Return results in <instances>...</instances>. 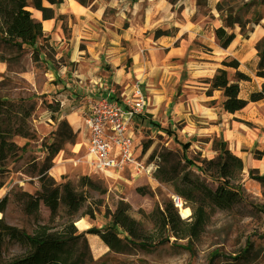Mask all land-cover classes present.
Instances as JSON below:
<instances>
[{
	"label": "crops",
	"instance_id": "0c3cea01",
	"mask_svg": "<svg viewBox=\"0 0 264 264\" xmlns=\"http://www.w3.org/2000/svg\"><path fill=\"white\" fill-rule=\"evenodd\" d=\"M219 1L198 5L197 0H107L87 6L75 0L42 2L54 12L47 20L38 10L33 16L41 21L43 36L53 49V58L44 57L45 75L54 91L71 98L96 81L128 94L130 82L138 80L147 95L142 124L157 118L172 129L181 125L179 135L185 142L196 139L207 158L215 153L213 140L221 139L237 152L243 169L252 167L262 175L264 155L257 159L253 151L264 148V97L257 101L249 97L264 86V78L255 75L259 61L255 44L264 35V6L258 7L262 18L247 36L240 34L238 24L225 27L234 37L223 48L214 33L223 25L216 9ZM63 18L68 21L67 37ZM158 29L167 33L156 35ZM226 58L238 61L237 68H226L231 81L236 71L250 77L238 82V96L248 103L233 113L221 109V90L207 93V79Z\"/></svg>",
	"mask_w": 264,
	"mask_h": 264
},
{
	"label": "rangeland",
	"instance_id": "374dc122",
	"mask_svg": "<svg viewBox=\"0 0 264 264\" xmlns=\"http://www.w3.org/2000/svg\"><path fill=\"white\" fill-rule=\"evenodd\" d=\"M94 1L107 0H90L89 5ZM42 2L49 3L47 0ZM95 5L96 3L93 8ZM29 10L33 17L35 9L30 5ZM63 32L64 36H69L67 18H63ZM36 44L42 45L37 56L31 47L22 50L16 60L13 56L15 53L4 51V57L10 62L3 63L5 68L0 71V81L3 80L4 83L0 85V96L6 95L14 103L21 100L25 109L32 108L25 120L27 136L15 135L12 138L23 147L20 157L13 161L9 159L6 162L7 170L0 172V181L3 182L0 187V198L8 196L6 208L3 213L0 212V217L3 216L6 223L22 228L30 235L41 224L49 225L53 229L63 227L66 214L62 208L56 215L50 217L49 210L40 203L38 213L25 214L22 210V201L17 195L21 191L33 194L39 188L37 170L43 165L47 146L52 142L58 144L62 140L60 149L52 158V166L47 170L48 175L58 183L68 180L74 185H77L81 176L87 175L100 185L98 190L80 188L87 194L83 206L73 216L77 232L84 233L87 241L86 244L80 241L77 246L75 254L81 261L80 264H264V184L250 178L248 168L242 170L238 179L245 200L229 209H215L198 241L192 243L186 240L174 241V237L171 236L167 243L159 246L141 247L122 243L110 249L99 236L87 233L90 228H101L106 225L108 218L105 211H113L117 201L121 199L129 203L131 215L141 220L146 229H150L151 222L142 214L151 212L156 206L161 207L162 202L167 199L176 204L173 199L177 195L168 183L160 182L154 176L142 175L133 181H127L123 179L125 177H110L90 169L83 156L84 134L75 147L81 130L74 128L69 115L72 113L74 118H77L76 116H79L77 112L67 107H59L58 112L54 114L47 107L58 93L53 90L45 75L47 66L44 57L53 58V49L48 39L37 40ZM62 121H66L67 126L62 124ZM168 125L170 124L157 118L145 119L140 131L137 132L139 143L137 148L141 154L145 151L146 156L147 154L158 156L160 163L164 157L182 159L184 152L181 143L185 142V139L179 135L181 125L174 128V136H168L158 127ZM188 143L190 146L185 153L189 158L196 157L198 152L201 154L200 158L206 157L203 145L196 139L192 138ZM145 145L148 146L143 150ZM191 170L209 187H216V181L206 179L195 167ZM137 187H142L146 192L138 193ZM179 199L181 204H184L180 197ZM86 211H90L92 216L83 215ZM178 213L180 215L179 205ZM78 219L83 220L86 228L81 229L76 225ZM246 246L249 250L247 254L242 255ZM29 249L28 243L6 238L0 264H28Z\"/></svg>",
	"mask_w": 264,
	"mask_h": 264
},
{
	"label": "trees",
	"instance_id": "16d2710c",
	"mask_svg": "<svg viewBox=\"0 0 264 264\" xmlns=\"http://www.w3.org/2000/svg\"><path fill=\"white\" fill-rule=\"evenodd\" d=\"M50 4L59 3L61 0H47ZM83 6L89 5L90 0H75ZM205 0H197L198 5L204 4ZM40 11L42 20L54 17L51 8L44 7L42 0H0V62L9 64L10 60L4 57V51L14 54L15 60L19 53L26 47H31L35 56L39 55L42 45H37V40H46L43 36L42 23L32 17L29 6ZM259 6H264V0H221L216 3L217 11L223 16V25L214 29L218 44L225 48L232 41L233 33H227L225 27L233 28L238 24L240 34L247 36L252 29V24H256L262 18V13L258 11ZM156 35L166 34L167 31L158 29ZM255 48L259 61L255 70V75L264 78V35L256 42ZM222 66L217 68L209 83L207 93L213 90H221L223 99L220 103L221 109L233 113L242 109L248 100L238 96L241 80H249L250 77L242 72L236 71L234 80L228 76L227 67H238V61L233 58H226L222 61ZM4 84L3 80L0 85ZM264 97V86L260 91L252 92L249 101H257ZM53 103V104H52ZM213 104V102H210ZM47 107L51 113H57L59 102L51 101ZM32 108L25 109L23 101L14 103L6 95L0 96V172L7 170L6 162L20 157L23 150L13 137L15 135L26 137L25 120L30 115ZM62 124L67 126L66 121ZM165 131L168 136H174L175 131L170 125L167 127L158 126ZM60 142H52L47 146V155L43 165L37 170L39 188L30 194L26 191L18 193V198L22 201V210L25 214H36L39 212V205L42 203L50 213V217L57 214L59 209H63L66 214V222L63 227L53 229L49 225H38L32 235L27 234L22 228L10 225L5 222L3 216L0 217V260L2 258V247L4 240H16L20 243L30 245L28 264H80L81 261L75 254L79 242L86 244L84 233H78L74 226L73 216L83 206L87 194L83 189H100V185L95 183L87 175L79 178L77 185L70 181L56 182L47 170L52 166V158L60 149ZM145 145L143 150H146ZM190 143L182 142L181 147L184 152L182 161L174 158H163L149 155L155 158L156 168L153 176L160 182L168 183L177 197L184 202L183 206L190 208V215L183 219L178 213V208L172 200L167 199L162 202V206H156L151 212L142 216L151 222V228L146 229L141 220L131 215V207L124 200H119L113 211L106 210L105 216L108 223L101 228H90L87 233H92L103 241L110 249L116 248L119 244H132L141 247L159 246L167 243L171 236L174 241L186 240L189 243L198 241L209 221L211 213L215 209H229L237 203L244 201L243 191L238 182L243 170L242 159L234 154L221 139H214L212 150L217 151L211 158H200V152L196 157L189 158L185 151ZM255 158L264 155L263 150L253 151ZM195 167L199 174L206 179H213L217 182L215 188L209 187L206 182L196 175L191 168ZM256 172V173H255ZM250 178L264 184V174L260 175L252 167L248 168ZM3 182L0 181V187ZM136 191L144 194L146 191L142 187H137ZM8 202V196L0 198V212L3 213ZM92 213L86 211L83 215ZM92 216V215H91ZM249 248L246 246L242 255L247 254ZM240 257V256H238ZM237 257V258H238Z\"/></svg>",
	"mask_w": 264,
	"mask_h": 264
},
{
	"label": "built area",
	"instance_id": "2783aa9c",
	"mask_svg": "<svg viewBox=\"0 0 264 264\" xmlns=\"http://www.w3.org/2000/svg\"><path fill=\"white\" fill-rule=\"evenodd\" d=\"M129 87L126 94L111 83L96 81L86 86L84 93L71 98L58 92L52 100L59 102L60 108L77 112L84 120L80 132L85 138L83 156L90 169L133 181L142 175L153 177L156 159H150L145 151L141 154L137 148V132L147 109L145 88L138 80L131 81Z\"/></svg>",
	"mask_w": 264,
	"mask_h": 264
},
{
	"label": "bare ground",
	"instance_id": "6f19581e",
	"mask_svg": "<svg viewBox=\"0 0 264 264\" xmlns=\"http://www.w3.org/2000/svg\"><path fill=\"white\" fill-rule=\"evenodd\" d=\"M73 114H75V113H73ZM77 118H74V116L72 115V113L69 115V120H70V122L72 123V125L74 126V128L76 129H80V128H82L83 127V124H84V120L81 118V117H79V116H76ZM79 131V130H78ZM82 136V132H79V134H78V138H77V143H76V145H75V147L77 146V144H79V140H80V137ZM79 146V145H78ZM236 154H237V152H236ZM179 203L181 202V200L179 199V201H178ZM178 203V205H179V209H180V215L182 216V217H188L189 215H190V213H191V210H190V208L189 207H187V206H180V204ZM76 225L77 226H79L81 229H84V227L86 228V224L83 222V220L82 219H78L76 222Z\"/></svg>",
	"mask_w": 264,
	"mask_h": 264
},
{
	"label": "water",
	"instance_id": "95a60500",
	"mask_svg": "<svg viewBox=\"0 0 264 264\" xmlns=\"http://www.w3.org/2000/svg\"><path fill=\"white\" fill-rule=\"evenodd\" d=\"M175 199H176V198H175ZM175 199H173V200H175ZM178 203H179V202L177 201L176 204H175V206H176L177 208H178ZM179 204L182 205L181 202H180ZM180 216H181V215H180ZM181 218L185 219V218H187V217H182V216H181Z\"/></svg>",
	"mask_w": 264,
	"mask_h": 264
}]
</instances>
